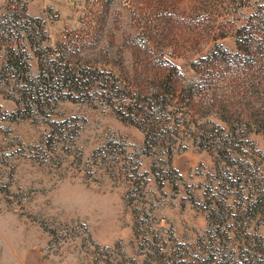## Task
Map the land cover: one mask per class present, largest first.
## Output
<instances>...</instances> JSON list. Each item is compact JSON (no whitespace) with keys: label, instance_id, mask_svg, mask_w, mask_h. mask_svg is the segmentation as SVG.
<instances>
[{"label":"rangeland","instance_id":"1","mask_svg":"<svg viewBox=\"0 0 264 264\" xmlns=\"http://www.w3.org/2000/svg\"><path fill=\"white\" fill-rule=\"evenodd\" d=\"M0 264H264V0H0Z\"/></svg>","mask_w":264,"mask_h":264}]
</instances>
